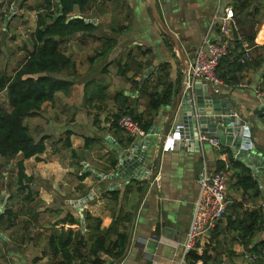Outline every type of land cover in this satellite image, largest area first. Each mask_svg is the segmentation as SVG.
Returning <instances> with one entry per match:
<instances>
[{"label": "crops", "instance_id": "1", "mask_svg": "<svg viewBox=\"0 0 264 264\" xmlns=\"http://www.w3.org/2000/svg\"><path fill=\"white\" fill-rule=\"evenodd\" d=\"M235 1L237 0L226 1L221 14L218 12L220 0H217V6L213 11L208 5H203L207 0H156V4L159 13L167 26L178 37L183 52L190 61L196 50L202 45L206 35L213 40L223 38L218 27L220 19L217 17L214 23H211L215 15L221 17L225 13V8H231L233 10L231 26H239L241 21H238V19L241 15H238L237 11L233 9ZM259 1L261 2L257 3V1L251 0L253 4H258L260 10L256 18L261 19L259 20L260 23H254L256 29L254 45L249 46L244 41L242 45L243 48L245 46L250 47L251 57L253 59L258 57L261 62L258 66L247 65L242 68L229 65L226 62L220 63L216 73H223L228 77L233 76L237 78V82H224L221 79L223 83L219 85V92L216 95L226 96L234 102V112L251 123L252 141L260 150L264 151V116L252 112L254 107L264 105V96H257L255 92V89L264 91V0ZM146 3L149 6L148 0H146ZM42 4L43 0H26L23 3L26 9H20L18 5L8 9V2L0 0V9L2 11H7V9L13 11L14 15L16 11L27 12L28 15H25L27 21L31 23L34 29L36 14ZM134 7L135 4L131 0H92L88 10L92 13L94 23L98 25L97 32L102 30L106 32V35L115 37L117 44L105 56H98L99 59H103V63L100 65L94 62L95 59H90L94 56L92 54L87 55L90 64L79 67V58L74 54H70L69 51H64L75 61L77 75L75 83L68 93L57 91L53 101L42 104V109L47 106L50 110L44 113V129L39 128L37 130L40 132L39 135L47 133L52 137L54 133L60 132L62 133L60 136L64 138V131L71 129L70 143L77 153L76 156L71 155L69 151L62 155L60 149L59 155L57 154L58 150L47 155L46 151L49 149L46 148L39 155L41 160H35L34 157L24 160L26 173L35 176L34 190L38 193L37 197L46 205L59 202L70 203L69 200L77 199L83 196L82 194L85 191L91 190L93 196L83 207L92 215L101 218L102 227H107L112 217H117L119 210L121 215L130 209L133 211L135 201L139 196H137L136 186L138 182L142 183V181L145 184L147 179V177L141 179V173L137 178L117 176L109 179L103 177L115 173L116 150L120 146L127 147L130 143L127 139L131 138V133L123 130L119 125L114 126L111 124L112 113H116L127 106L133 109L134 112L143 113V120L151 118L152 125L160 128L172 109L175 94L179 87L176 86L169 104L160 106L151 115L147 114V94L151 90L152 84H148L147 89L141 91L139 90L140 87H136V85L134 88L130 86L131 81L136 79L131 77L127 79L123 87L116 92L112 91L113 88L109 85V80L112 72L110 66L113 63H110V61L114 59L112 57L116 54L114 49L118 47V51H120L121 48L126 46L129 48L126 57L128 51L131 50V55L137 59L142 58L137 45H140L141 49H150L143 59H149L152 63L142 69L143 72L140 77L148 67L152 66L149 74L152 73L151 78L153 79L158 74L156 66L163 62L169 63L168 70L173 81L179 75L181 77L182 74V65L175 55L172 43L171 45L168 43L165 38L167 35L158 26L157 28L164 36L160 41L150 45L147 39L141 35L142 29H136L131 25L130 17L135 9ZM149 10L150 16L153 18L150 6ZM99 11L107 12V14L115 13L114 15L118 21L105 25L107 26L106 30L100 19H98V17L100 18ZM19 22H21V19ZM257 24L258 26H256ZM6 25L7 22L0 28V32L6 33L7 36ZM155 25H157L156 22ZM100 27L102 29H99ZM105 34H96L98 37L93 36L100 44L95 49L94 54L103 45V35ZM84 35L92 36L90 34H80L82 37ZM231 35L232 31H229L226 36L228 40ZM238 37L241 39L242 35L239 36L238 33ZM75 40V44L83 47L87 38H76ZM67 43H70V41ZM237 52L238 49L232 53ZM156 55L163 56V60H156L154 57ZM178 81L180 82V78ZM249 88L251 93L248 92ZM120 91L123 95L119 97ZM159 119L162 120L159 122ZM147 131H144L143 136L147 134ZM168 131L167 136L169 137L172 133V127ZM84 135H89L95 139V142L87 148H84ZM203 142L207 143L209 147L205 148L203 143L198 152L174 151L172 146L164 148L159 166H157L156 151L151 150L144 165L148 169L147 176L154 171H156V176L140 200L129 248L123 258L116 264H186V260L182 258V241L189 226L193 201L199 192L198 179L201 169L205 166L206 170L210 172L217 169L218 161H223L224 167L228 169L230 175L235 171L228 165L227 150H230L228 146L219 141L223 151L219 154V150L212 146L209 141L203 140ZM209 148L211 153L207 155L206 150ZM230 152L234 160L249 166L241 159L235 158L231 150ZM110 159H115L114 166L110 165ZM85 171H89L90 174L83 179H79L78 175L83 174ZM255 177L259 180L260 185L262 184L261 187L264 188V168H260L259 175ZM125 186H128L129 192L123 197L122 192ZM112 189L120 191V200L115 206L106 194V191ZM231 189L241 194L234 187ZM80 191L83 192L78 194ZM2 192L4 190L1 191V195ZM255 201L264 204V198ZM131 202L133 203L131 204ZM147 202H149L151 209L150 212L145 213L143 209ZM72 214L74 215V213ZM27 217V215H21L16 219V222L22 219L25 220ZM66 226L76 227L77 225L67 224ZM28 227H30V224H28ZM30 228L27 229L31 231L25 233L21 226L15 224L0 230V264H51L47 256H41L39 260L33 261V258L40 256L41 251L46 248V238L41 235L37 239L35 234L38 228L33 225ZM82 229L84 228L82 227ZM204 236L202 235L199 241L196 242L198 243L196 248L198 253L207 248L205 245L209 243V239H204ZM206 236L209 237V233H206ZM21 237L24 239L22 242L20 241ZM29 237H32V240H29ZM211 249H208V253H211L214 259L208 260L207 264H241L240 261L245 252L239 244L231 246L230 255H228L227 249H224V252L219 255ZM46 259L47 261H45ZM196 264H201V261Z\"/></svg>", "mask_w": 264, "mask_h": 264}, {"label": "trees", "instance_id": "2", "mask_svg": "<svg viewBox=\"0 0 264 264\" xmlns=\"http://www.w3.org/2000/svg\"><path fill=\"white\" fill-rule=\"evenodd\" d=\"M6 1L8 2V9L15 5H18L20 9H26L23 6L26 0ZM58 1L43 0L40 8L37 6L40 10L36 14L35 27L29 33L30 47H24L26 50L24 59L11 73L7 74L5 70L0 73V93L5 92L6 99L5 103L0 101V158H3V161L0 162V176L6 164L10 160H14L10 169L13 183L6 184V188L11 190L14 187L15 196L19 198L20 202L15 203L17 207L14 204L4 206L0 214V230L15 225L19 216L27 215L22 228L26 229L28 224L33 225L39 228L35 234L36 238L41 237L43 233L46 238V248L41 251L40 256L34 257L33 261L39 260L41 256H48L51 264H113L125 251L132 209L124 212L123 215L119 210L117 217H112L107 227L101 226L99 216H94L88 210H84V229H82L80 218L70 211L72 204L59 202L46 205L37 197L38 193L34 190L35 176L27 174L25 171V159L34 157L35 160H41L39 155L45 150V140L49 135L45 133L34 137L24 122V118L40 114L42 104L53 101L57 91L68 93L77 78L75 61L65 54L62 44L69 38L81 33L98 37L95 33L98 25L94 22L87 23L80 17H72L79 15L92 18L88 10L92 0ZM233 9L237 11L238 15H241L238 19L241 22H239V26L231 28L232 35L229 40L227 37L222 38L228 42V53L219 60L218 65L226 62L238 68L247 65L258 66L261 62L258 57L254 59L250 57L245 63H241L239 57L243 52V41L247 42L249 46L254 45L256 34L254 25L260 23L259 19L256 18L260 8L251 0H237L233 3ZM8 11L2 13V18L9 13ZM22 13L23 11H16L15 15H22ZM15 15L13 14L12 17ZM9 22L7 21L6 29ZM238 33L239 36L242 35L241 39L238 37ZM103 38V45L96 53L97 56H105L117 44V39L113 36L103 35ZM137 49L142 58L137 59L131 55L130 50L123 63H120L119 59L116 61L117 73L120 75L125 74L122 65L129 66L130 61L136 63L138 72L127 77L136 78L134 80L136 87L138 86V78L143 72L142 69L152 63L149 59H143L149 53V48L141 49L140 45H137ZM237 49V53H232ZM93 58L94 56L90 57L91 60ZM156 67L158 74L153 79L151 78L152 73L148 74L139 88L143 91L147 89L148 84H152L151 90L147 94V114L150 115L160 106L169 104L176 86H179L180 75L174 81L171 79L168 62L159 63ZM217 74L224 82H237V78L233 76L228 77L223 73ZM122 95V91H120L119 97ZM122 114H129L144 131L149 130L152 125L151 118L143 120V113L134 112L127 106L112 114L111 124L118 126L116 120ZM64 132L65 137H58L56 141H60L64 147L69 149L71 155L76 156L77 153L70 143L72 131L66 129ZM83 139L84 148L95 142V139L89 135H84ZM227 154L228 165L235 170L229 176V182L233 180L230 183L231 186L240 191L242 195L249 194L251 199H263L264 188L261 187L262 184L260 185L255 173L249 166L234 160L230 150H227ZM115 163V159H110L111 166H114ZM224 165L223 161H218L217 169L223 168ZM1 169L3 170L1 171ZM89 174V171H85L78 175V178L83 179ZM143 186V181L142 183L138 182L136 186L137 196L142 191ZM127 192H129V188L125 186L122 196H126ZM86 193L87 191L82 195ZM106 194L114 206L120 200L119 190H108ZM43 212L53 214L51 217L53 219H50L51 222L48 221V225L38 222L39 214ZM223 216H225V227L223 228L234 231L242 248L257 255L253 264H264L263 202L248 207L242 199H230ZM219 221L211 230L212 238L215 241L211 250H215V244L219 243ZM67 224L77 226L65 227ZM257 232H260V237L252 240ZM23 240L21 237L20 241ZM29 240H32V237H29ZM197 247L198 243H195V248L187 253L186 264H196L199 261L201 264H207L208 260L214 259L212 254L208 253L207 248L198 253Z\"/></svg>", "mask_w": 264, "mask_h": 264}, {"label": "water", "instance_id": "3", "mask_svg": "<svg viewBox=\"0 0 264 264\" xmlns=\"http://www.w3.org/2000/svg\"><path fill=\"white\" fill-rule=\"evenodd\" d=\"M57 2L59 1L57 0ZM148 2L152 17L157 26L172 41L175 55L182 65V74L172 109L165 119L164 124L160 128L151 125L145 136L139 135L143 137L141 142L135 143L131 141L129 145L122 150L117 149L115 173L103 176L109 179L117 176L137 178L141 173V179L147 177L142 191L137 197L133 207L125 251L122 256L114 262V264L123 258L129 248V242L132 236L140 200L146 192L149 184L156 176V171L147 176L148 169L144 165L145 160L148 157L147 154L150 145L152 146V149L156 151L157 166H159L161 153L165 146L169 147V145L172 144V150L174 151L198 152L204 143L203 140H199V134H203L206 138L215 136L218 137L222 144L230 148L235 158H239L247 163L255 173V176L259 175L260 168H264V151L260 150V148L252 141L250 132L251 123L234 112L233 107L235 104L233 105L234 102L230 98L223 95H216L218 93L214 92L208 83H201L199 81L194 83L192 92L189 93L184 90L188 76V59L183 52L178 37L167 26L163 17L159 13L156 0H148ZM13 14L14 12H12L11 15L6 14L4 22L6 23L7 19ZM72 17H80L87 23L95 21L93 18H86L79 15H73ZM151 68L152 66L148 67V69L141 75L138 81V87H141L143 80L148 76ZM252 112L264 116V105L254 107ZM170 127H172V133H170V136L168 137L167 134H169L168 130ZM149 134H155L158 138H150L148 137ZM92 196L93 192L90 190L77 199L69 200V202L75 206L80 213L81 227H83L84 223L83 206L91 200ZM4 204L5 194L2 192L0 197V214L3 211Z\"/></svg>", "mask_w": 264, "mask_h": 264}, {"label": "rangeland", "instance_id": "4", "mask_svg": "<svg viewBox=\"0 0 264 264\" xmlns=\"http://www.w3.org/2000/svg\"><path fill=\"white\" fill-rule=\"evenodd\" d=\"M134 4H135V9L132 11L131 13V25H133L134 28L136 29H142L141 35L143 37H145L147 39V42H149L150 45L160 41L162 39V36H164L163 34H161V32L159 31V29L157 28V25H155V22L153 21V18H151L150 16V10H149V6L148 3H146V0H131ZM221 2H219V14H221L223 12V7H224V3H226V1H230V0H220ZM255 2L257 1V3L259 2L258 0H254ZM203 5H208V7H211V10L213 11L215 9V6H217V0H207L206 3H203ZM8 10V9H7ZM6 12L2 11L0 9V28L5 24L4 23V18H2V13ZM13 12V11H12ZM11 11H9V13L7 14H12ZM90 15H92V13L89 11ZM115 14V13H114ZM113 13L107 14V12L104 11H99L98 15H100V18L98 17V19H100L101 23L104 25L105 29L107 30V26L108 23L112 24L113 22H117L118 20L116 19V16ZM25 15H28L27 12H23L22 15H15V16H11L10 18L7 19V21H10L8 23V28H7V36L5 35V33L0 32V73H2L4 70L6 71L7 74L11 73L24 59L25 54H26V50L24 47H30V42L28 40L29 37V33L31 30H33V27L31 25V23H28L27 18ZM21 19V22H19V20ZM259 19V18H258ZM261 20V19H259ZM208 24V23H207ZM115 26H117L115 24ZM258 26V24L256 25ZM99 29H102V27H100ZM137 32V31H136ZM106 32H103L102 30H100L99 32H97L96 30V34H105ZM106 35V34H105ZM168 37V36H167ZM165 37L168 41V43L171 45L172 41L171 39L168 37ZM76 38H87L86 42L84 43L83 47H79L77 44H75L76 42ZM68 41H70V43H67ZM99 42L96 41V39H94L93 36H88V35H84L83 37L80 36V34H76L75 36H73L72 38H69L67 41H65L62 44V49L65 52H68L70 54H74L77 56V58H79L78 60V66H82V65H89V56L87 55H94L93 60L95 59L94 62L102 64L103 63V59H99L98 56H96L95 53V49L99 46ZM173 46V44H172ZM129 48L124 46L123 48H121L120 51H118V47H116L114 49V52L116 53L114 55V58L112 60V65L110 66L111 68V75H110V80H109V85L112 86L113 88V92L117 91L118 89H120L121 87H123L124 83L127 81V77L130 76L133 72H138V69L136 67V63L130 61L129 62V66H124V70H125V74L124 75H117V64L116 61L119 59L120 63L124 62V58L126 57V52ZM130 51V50H129ZM98 52V51H97ZM87 53V54H86ZM84 54H86V56H84ZM163 55V54H161ZM161 55H156L154 56L156 60L158 61H162L163 60V56ZM88 57V58H87ZM98 69V68H96ZM131 87H135V82L134 80L131 81L130 83ZM112 92V93H113ZM248 92L251 93V89H248ZM0 101L5 103L6 99H5V92H1L0 93ZM49 108L47 106H45L43 109L41 108V112L38 115H33V116H29L24 118V122L28 125L32 135L38 136L39 135V131H37L39 128L42 130L44 129V122H45V118H44V113L45 112H49ZM113 114V113H112ZM47 115V114H46ZM112 116V115H111ZM162 119H159V122ZM44 132V131H41ZM60 132L54 133L52 137L48 136V138L45 140V144L46 148H48L49 150L46 151L47 155H50V153H55V150L57 151V154L59 155V149L61 150V154L64 155L65 153H67L69 151L68 148L64 147L60 141H56V139L60 136L62 133L58 134ZM156 136V137H155ZM148 137L150 138H158L157 135L155 134H149ZM143 140V137L137 135V134H131V138L127 139L128 143L129 142H135V143H139ZM205 148L209 147V145L207 143H204ZM45 148V149H46ZM124 147L120 146L119 149H123ZM152 150V146H149V150H148V156L150 154ZM70 152V151H69ZM207 155L211 153L210 148L206 150ZM3 161V158H0V162ZM14 160H10L9 163L6 164L5 169H1L2 174L0 176V197H1V191L4 190L5 192V204L4 206L7 205H12L14 204L15 207L16 206V202H19V198L15 196V188L13 187L11 190H9V188H6V184H8L9 182L12 184L13 183V178H12V173L10 171L11 169V165L13 164ZM232 186L229 182L228 184V189H227V193H226V197L228 200L233 199V198H239L242 199L245 203L246 206L250 207L253 204L255 205H259L260 203L256 202L254 199H251L249 194L246 195H242L240 193H236L233 191V189H231ZM3 192V193H4ZM83 192V191H82ZM81 191L78 194L82 193ZM250 193V192H249ZM12 195V197H11ZM261 200V199H260ZM259 200V201H260ZM20 203V202H19ZM133 202H131L132 204ZM186 206V205H185ZM151 206L149 204V202L145 203L144 206V212H150ZM70 211L72 213H74L75 216L80 217V213L76 210V207L73 206ZM53 214H50L48 212H43L39 215V223H42L44 225L48 224V221L51 222V217ZM51 219V220H50ZM25 220H19L18 222H16V224L20 227H22L23 222ZM189 221V218H188ZM219 225V235H218V244H215L216 249L212 250L214 251L216 254H220L221 252H224V249H227V253L228 255L231 254V246H234V244H239L241 246V244L237 241L236 239V233L234 231H232L229 228H223L225 227V216H223V218L219 221L218 223ZM32 225H30L31 227ZM27 227V228H30ZM65 227H67L65 225ZM227 227V226H226ZM23 229V232L25 233H29L31 230L30 229ZM39 230V228L37 229ZM43 233V232H41ZM209 237L204 236V239H209V243H207V245H205L208 249H211V247L214 245L215 241L212 238V234L209 231ZM259 234L260 232H257L254 236V238L252 240L258 239L259 238ZM44 235V233L42 234ZM44 238V237H43ZM199 241V238L198 240ZM242 248V246H241ZM243 249V248H242ZM233 253V252H232ZM48 257V256H47ZM49 259V257H48ZM47 261V259L45 260ZM241 264H248L246 260H244L242 258V260L240 261Z\"/></svg>", "mask_w": 264, "mask_h": 264}, {"label": "built area", "instance_id": "5", "mask_svg": "<svg viewBox=\"0 0 264 264\" xmlns=\"http://www.w3.org/2000/svg\"><path fill=\"white\" fill-rule=\"evenodd\" d=\"M220 19L219 30L223 37H226L234 26L232 24L233 10L225 8L223 16L217 15L215 18ZM228 53V42L226 40H213L208 35L203 39L202 45L196 50L194 56L188 61V76L184 90L192 92L194 83H208L214 92H219V85L223 82L216 73L219 60ZM251 57L250 47L245 46L239 57L241 63H245ZM257 96H264V91L255 89ZM116 123L125 131L131 134L144 135V130L139 123L135 121L129 114L120 115ZM199 140H207L216 147L221 154L222 148L218 137L206 138L203 134H199ZM172 144L169 145L171 147ZM165 148H168L165 146ZM229 171L226 167L214 169L208 172L205 166L199 173V192L193 201V209L189 222V226L185 232L182 241V258L185 259L187 253L195 248L198 238L211 231L216 223L222 218L227 208L228 199L226 197L227 185L229 182ZM257 255L251 251L243 253L244 260L248 264H253Z\"/></svg>", "mask_w": 264, "mask_h": 264}]
</instances>
